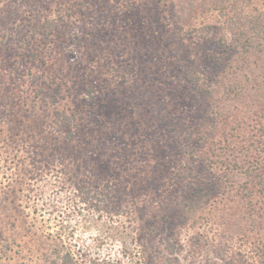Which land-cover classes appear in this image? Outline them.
<instances>
[{
	"label": "rangeland",
	"instance_id": "1",
	"mask_svg": "<svg viewBox=\"0 0 264 264\" xmlns=\"http://www.w3.org/2000/svg\"><path fill=\"white\" fill-rule=\"evenodd\" d=\"M214 1L0 0V264L57 233L81 264H264V194L199 153L263 134L264 52L225 30L263 7Z\"/></svg>",
	"mask_w": 264,
	"mask_h": 264
},
{
	"label": "trees",
	"instance_id": "2",
	"mask_svg": "<svg viewBox=\"0 0 264 264\" xmlns=\"http://www.w3.org/2000/svg\"><path fill=\"white\" fill-rule=\"evenodd\" d=\"M247 5L259 4L263 10L258 14H247L242 11L234 13L232 17H228V27L225 28L234 39L238 40V47L245 52H249L251 48H259L264 52V0H246ZM214 11L224 15L226 7L223 0H215L213 2ZM210 25L207 30H210ZM206 30V31H207ZM210 34L207 32V35ZM205 35V34H203ZM198 81V78H196ZM66 125L70 124V119L63 116ZM258 131H262L255 141H251L248 145L238 147L236 144L219 147L212 137L208 142H203L200 150V159L208 162L210 167L215 164H222L220 168L224 170L225 177L235 188L238 193H242L243 200L247 201V205L253 217L254 198L257 194H264V124H259ZM72 135L69 133L68 138ZM220 143V142H219ZM227 153H221V151ZM220 152V153H219ZM210 156V157H209ZM216 157L217 162H213ZM230 157V158H229ZM236 176H241L242 184L237 183ZM258 215V214H257ZM255 217V216H254ZM63 233V232H62ZM61 233H57L56 240H45L42 244L41 255L44 264H81L78 262L72 252L70 244L63 240ZM31 252V250L29 251ZM83 264H87L86 262ZM88 264H99L97 261H89Z\"/></svg>",
	"mask_w": 264,
	"mask_h": 264
}]
</instances>
